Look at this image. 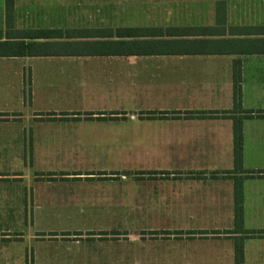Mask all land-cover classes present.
I'll return each mask as SVG.
<instances>
[{"label": "crops", "instance_id": "obj_1", "mask_svg": "<svg viewBox=\"0 0 264 264\" xmlns=\"http://www.w3.org/2000/svg\"><path fill=\"white\" fill-rule=\"evenodd\" d=\"M82 2L92 3L14 0L11 29L133 32L159 43L158 52L0 58V116L12 120L0 124V145L40 139L95 148L110 164H125L135 148L131 163L156 164L151 186L57 191L69 196L62 204L107 211L95 219L131 209L137 225L163 228L166 235L135 237L134 264H237V248L242 264H264V0H121L118 13L70 12ZM134 3L151 10H123ZM7 30L0 0V31ZM111 248L88 264H127L125 248Z\"/></svg>", "mask_w": 264, "mask_h": 264}, {"label": "rangeland", "instance_id": "obj_2", "mask_svg": "<svg viewBox=\"0 0 264 264\" xmlns=\"http://www.w3.org/2000/svg\"><path fill=\"white\" fill-rule=\"evenodd\" d=\"M120 1L89 0L92 3L70 4V12L118 13ZM123 10L147 11L151 5L134 3ZM0 117L2 125L12 121L6 116ZM33 143L23 146L19 141V145L18 142L0 145V264H88L94 254H107L108 246L116 251L119 246L124 247L126 263L134 264L136 236L149 240L152 236L167 234L163 228L137 225L136 212L131 209L121 212L125 215L121 219H95L94 216L107 211H89L90 205L85 202L73 205L59 202L69 197L59 196V190L151 186L155 172L149 169L156 164L131 163L135 148H127L125 164H110L103 157H94L95 148L44 146L40 139H34ZM139 165L148 170L138 171ZM115 167L122 171H115ZM73 206L83 208L74 210ZM118 240L124 242L118 243Z\"/></svg>", "mask_w": 264, "mask_h": 264}, {"label": "trees", "instance_id": "obj_3", "mask_svg": "<svg viewBox=\"0 0 264 264\" xmlns=\"http://www.w3.org/2000/svg\"><path fill=\"white\" fill-rule=\"evenodd\" d=\"M14 0H7L8 30L0 31V58L131 56L157 53L158 44L139 41L141 35L113 30H28L11 29ZM240 75L235 73V108L241 105ZM236 166L241 163V121H235ZM237 169V167H236ZM241 208L236 210L241 221ZM237 264L243 263V249L236 250Z\"/></svg>", "mask_w": 264, "mask_h": 264}]
</instances>
